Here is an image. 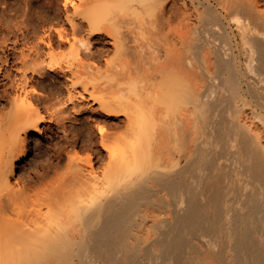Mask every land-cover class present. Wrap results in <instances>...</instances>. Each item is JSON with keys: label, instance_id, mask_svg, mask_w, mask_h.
<instances>
[{"label": "bare ground", "instance_id": "1", "mask_svg": "<svg viewBox=\"0 0 264 264\" xmlns=\"http://www.w3.org/2000/svg\"><path fill=\"white\" fill-rule=\"evenodd\" d=\"M170 1L63 0L3 60L0 264H264V0H180L198 39Z\"/></svg>", "mask_w": 264, "mask_h": 264}, {"label": "rangeland", "instance_id": "2", "mask_svg": "<svg viewBox=\"0 0 264 264\" xmlns=\"http://www.w3.org/2000/svg\"><path fill=\"white\" fill-rule=\"evenodd\" d=\"M171 1L168 2V4L170 3L169 5L166 4L167 9L168 8L172 9V6H170V5H172ZM178 2H180V0L175 1V3H177L175 5L176 6L175 9L180 14L176 13V16H175V18L177 17L176 20L177 21L179 19L182 20V18L180 16H183L182 11H184V10H186L190 16V18L187 19V21L183 20L184 22H182L181 20H179L177 22L179 24V26H181V27L186 26V27H183L184 29H183V31L182 30L181 31L182 32L187 31L186 34L189 33V36L193 39L200 38L201 34H199V32L201 33V30H202L201 26L205 23L200 18L201 17L200 13H201V11H204V8L201 5H200V7H197V6L193 5L192 3L191 4L188 3L187 6L185 7L183 5L182 1L180 3H178ZM61 3H63V0H0V66L2 65V62L5 63V61L7 59L10 60V63H12L13 61H15L13 63H18V56L19 57L21 56V54H22L21 51H25V52L26 51L28 52V50L30 51L31 48H28V47H30V46L32 47V44H34V42L36 43V41H37L36 39L38 37H40L41 35H43L45 33V30L49 31V27L51 28V26H55V25L60 26L59 25L60 23L58 24V20H57L59 17H57L54 14L53 8H55L57 6V4L61 5ZM261 7H262V9H264V6H260V8ZM170 10L169 11L166 10V11L168 13H171ZM225 13L227 14L226 11H225ZM178 16H179V18H178ZM52 18L54 20L53 22H52ZM173 20H174V22H172V24L175 23V21H176L174 18H173ZM180 21H181V23H180ZM185 21L188 22L187 23L188 25H186ZM165 25L168 26L167 24H165ZM36 26H38L40 28L38 29ZM174 26H177V24H174ZM168 28H166V29H168ZM187 28H188V30H187ZM38 40H39V38H38ZM45 49H47V48H45ZM65 51L67 52V48ZM42 56H43L42 57L43 59L46 58L45 59L46 62L50 61L49 56H47V55H42ZM67 56H70V55H67ZM16 57H17V59H16ZM242 58H243V56L240 55L239 59L241 60ZM3 60H5V61H3ZM31 74L35 75V77H34L35 79L39 78V80L34 79V81H35L34 84L38 85V86L36 85L37 90L43 94L44 93L45 94L47 93V95L52 94L51 95L52 99L56 100V101H51L52 100L51 99L49 103H51V102L60 103V99L63 98L62 96H64V94H62L61 96H58V98L59 97L60 98L57 99L56 95L53 92L51 93V91L54 90L52 88V86H53L52 79H51L52 76L47 78L46 80H44L45 83L42 86L43 81L42 82L40 81L42 76L41 75L39 76V74H37V73L36 74L31 73ZM199 77H200L199 81H198V79H196L195 81L199 82L198 84L202 87V85L200 83H201V80L203 83V79H205V75L200 73V74H198L197 78H199ZM6 81H8V80L6 79L5 82ZM36 81L37 82L39 81L38 83H42V84H38ZM46 82H48V83L46 84ZM49 84H50V87H48ZM45 85L47 86V88ZM40 92H39V94H40ZM53 96H55V98ZM6 99L4 98V100H0V103H2V102L4 103V101H5V103H8V101ZM57 100H59V101H57ZM6 107H8V109H9L10 108L9 104H7ZM6 107H5V110H8ZM72 120H74V119L69 120V123H70L69 125H71ZM72 122H74L75 125H76V122L78 125L82 124L78 120H76V121L74 120ZM49 124H50L49 122L48 123H42V126L48 127ZM85 124H86V122H85ZM51 130H52V132L50 130H47L45 132L46 134L45 133L40 134L37 131H30V133H29L30 153H29L28 157H26L24 160L19 162V164L21 165L20 167H23V168L18 169V174L22 172L21 171L22 169L28 168L29 165L33 164L37 160L38 161H40L41 159L44 160L45 156L47 157V158H45L46 161H47V159L48 160L52 159L53 154L56 151L57 144L61 139V137L59 138V135H61V134H59V132H58L59 135H57V132L54 129H51ZM74 136L72 138H75ZM76 137H77V135H76ZM72 144H74V141H73V143L68 145V147H69L68 149L72 148ZM54 149H55V151H54ZM50 152L52 153V155ZM81 153H82V151H81ZM84 154H86V153H84ZM46 161H45V163L48 162V161L47 162ZM101 167L102 166H100V168ZM62 170L63 171L61 173L53 174L51 177H49L50 179L48 180V183L49 184H58L61 181H64V178L66 177V174H67L66 173L67 169L62 168Z\"/></svg>", "mask_w": 264, "mask_h": 264}]
</instances>
